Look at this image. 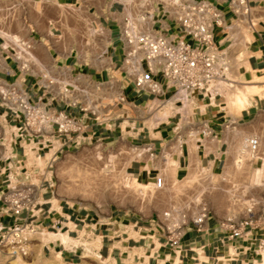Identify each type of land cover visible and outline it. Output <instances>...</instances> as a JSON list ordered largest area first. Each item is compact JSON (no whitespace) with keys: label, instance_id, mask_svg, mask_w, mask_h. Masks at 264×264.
Segmentation results:
<instances>
[{"label":"crops","instance_id":"1","mask_svg":"<svg viewBox=\"0 0 264 264\" xmlns=\"http://www.w3.org/2000/svg\"><path fill=\"white\" fill-rule=\"evenodd\" d=\"M207 1L222 13L223 23L213 28V40L238 63V86L249 88L244 98L237 95L238 99L228 102L221 96L208 99L194 92L184 106H179L172 95L173 90L164 87L160 75L154 78L164 87L161 95L135 88L121 69L123 51L119 24L125 13L123 2L126 0H0V9L15 5L11 22H0V83L20 86L31 99H40L51 110H63L85 126L84 132L74 134L62 151H70L92 140L121 145L127 153L129 149H140L138 153L127 155L132 158L126 173L137 183L154 184L160 174L168 175L169 183L181 181L191 170L197 169L196 166L219 175L226 168L228 155H231V161L226 172L229 168L239 169L245 134L264 137V0H247L250 12L243 16L234 6L236 0ZM1 15L0 11V20ZM81 21L89 22L91 26L87 32L92 42L86 46L79 44L77 39L68 42L61 36L65 23L78 29ZM161 25L171 26L173 32H178L167 18L158 17L154 26ZM13 39L25 40L30 45L33 61L29 63V71L21 70L16 61ZM116 70L121 78L114 80ZM41 73H47L56 82L74 80L82 75L102 85L101 90L94 91L96 96L92 95L94 115L54 101L52 91H56V87L47 89L46 81L40 78ZM123 74L126 79H122ZM113 94L118 96L116 103L114 101L110 106L99 103L104 95L110 97ZM0 117L11 127L8 145L0 144L3 146L0 151V210L7 177L19 183L31 182L38 189L33 207L21 213V218L34 228L30 248L40 246L38 258L29 264H45V261L58 258L67 263L80 260L79 247L72 245L71 239L79 238L82 230H87L89 238L100 241L99 257L114 264L258 263L264 241V208L258 219L253 217L252 224L240 237L232 239L228 237L229 230L221 226L222 218L209 213L201 231L192 223L185 228L180 240L181 250L176 251L166 243L158 220L128 219L115 211L107 213L101 209L87 210L67 201L54 202L53 186H49L53 183L48 181L47 172L38 167L37 161L52 162L60 152L52 160L43 155L38 158L39 152H47L38 151L40 147L35 144V149L29 148L33 150L30 157L25 146L33 144L15 138L19 119L7 115L1 105ZM174 145H177V151L168 152L171 162L162 161L160 165L157 158L164 160L165 149ZM147 150L155 157H148ZM24 171L28 178L22 176ZM3 221L8 225L13 219L4 215ZM50 234L65 239L50 238ZM9 258L0 252V264H5Z\"/></svg>","mask_w":264,"mask_h":264},{"label":"built area","instance_id":"2","mask_svg":"<svg viewBox=\"0 0 264 264\" xmlns=\"http://www.w3.org/2000/svg\"><path fill=\"white\" fill-rule=\"evenodd\" d=\"M123 6L125 9L131 6L133 16L137 19L151 22H142L134 30L131 17L125 13L119 24L122 66L129 83L138 90H145L153 95H161L164 87L170 88L181 105L194 92L208 99L222 95V83L229 80L227 74L231 68V59L227 50L217 46L213 40V28L220 27L223 23L222 13L216 6L207 0H133L130 3L123 2ZM234 6L242 16L250 12L247 0H236ZM14 7L15 5H10L0 9L2 24L11 22L15 16ZM158 17L169 19L178 32H173L171 26L155 27ZM20 43L28 53L13 43L15 59L21 70L29 71V63L33 61L30 45L25 40ZM21 53L26 56L23 61ZM155 75L162 77L164 87L154 78ZM40 78L46 81L47 89L56 87V91H52L54 100L61 101L68 107H78L82 113L94 115L88 91L97 88L96 83L82 75L66 82H56L47 73H41ZM0 105L7 115L19 119L15 138L28 145L32 143L30 148L35 149L37 144L40 147L38 151L47 149V152L53 149L50 148L53 141L58 142L53 151L54 156L62 151L74 134L83 133L85 129L82 123L67 112L51 110L40 99L33 101L20 86L0 83ZM38 138L40 140L34 142ZM245 148L251 158L257 157L259 137H246ZM42 155L44 157L46 153L39 152L36 156L40 158ZM148 156L155 157L153 152H148ZM22 176L29 177L25 171ZM154 185L157 188L163 187L162 174L156 176ZM37 190V186L31 182L19 183L7 177L6 189L1 194L3 206L0 210V252L10 258L14 255L25 257L31 251L30 235L34 228L21 218V213L30 211L33 207ZM193 205V202H188L182 208L171 207L163 212L159 222L165 233L166 243L176 251L181 250L180 240L185 234V228L192 223L201 231L209 214L205 204L197 203L196 208ZM247 213H251V208ZM4 215L12 217L11 224L4 223ZM251 224L250 216L227 217L221 221V226L229 230L228 237L231 239L240 237L243 230Z\"/></svg>","mask_w":264,"mask_h":264},{"label":"rangeland","instance_id":"3","mask_svg":"<svg viewBox=\"0 0 264 264\" xmlns=\"http://www.w3.org/2000/svg\"><path fill=\"white\" fill-rule=\"evenodd\" d=\"M64 10L66 13L65 8ZM79 24L80 26L77 29L71 24L68 23L67 25L65 23L61 36L68 42H72L71 39H77L79 44L86 46L87 43L90 44L92 42L88 36L90 34L87 32L91 26L89 22L86 23L85 21H81ZM74 35H76L75 38L73 37ZM237 64L236 60L232 58L231 68L227 74L229 80L222 83L221 99L228 102L233 98L238 99L237 95L244 88H240L237 83ZM123 68L124 66L121 69ZM115 73L114 80L115 78H121L119 70H116ZM122 79H126L124 74ZM97 86V88L88 91L90 94L88 99L91 101L93 99L92 95L95 94L96 96L94 91L96 92L102 88V85L97 84ZM239 89H241L240 92ZM104 96L106 97V95ZM105 97L99 99L100 104L110 106L114 101L115 103L118 101V96H115V94ZM32 100L35 101V99ZM185 104L186 102L183 105L177 102L179 106H184ZM189 107L190 105L187 109ZM229 129H231V126ZM10 130L11 127L8 123L0 117L1 145H8ZM250 135L257 134L246 133L245 137ZM258 137L261 143L259 157L251 158L247 152L241 153L240 156L243 157V160L238 162L239 169L233 170L229 168L226 172L231 161V155H228L226 168L221 174L213 175L209 171L196 166L197 169L191 170L189 176L181 181L169 183L167 181L169 176H163L164 186L162 188H156L154 184L146 185L145 187L140 186L138 185L140 183L137 184V181L126 173L128 161L132 158L127 155L130 152L138 153L140 149H129L127 153L121 145L115 146L94 140L84 142L70 151L63 150L58 153L59 157L52 162L45 160L37 161V165L42 171L47 172L48 181L53 183L54 202L57 200H61L62 202L67 201L69 204L85 207L87 210L101 209L107 213L115 211L123 214L128 219L142 217L151 219L153 222L156 220L160 222L163 212L168 211L169 208L175 206L182 208L188 202L194 203L193 208H196L197 203L205 204L209 209V213L217 214L222 219L242 216H250L251 219L255 216L258 219L264 208V168H262L264 167V137L262 138L259 135ZM57 143L55 142L50 148L55 150L58 146ZM3 146H0V151H2L1 148ZM173 147L165 149L163 153L165 156L164 160L156 157L160 165H162V161L171 162V156L168 155V152L172 154L173 151H177V145ZM29 148V146H25V151L27 155L32 156L33 150ZM44 151L47 152V149ZM252 161H254V166H251ZM257 168L263 170V174H261L259 180L256 179V173L259 170ZM160 170L161 173L162 166ZM120 171H122L121 174ZM101 173L106 175L103 177L100 175ZM124 173L125 175L122 176ZM124 177L125 179H123ZM250 208L251 213L248 214L247 210ZM87 233V230H82L79 232V238L71 239V244L79 247L77 250L81 256L80 260L74 263H67L58 258L53 261H45V264H114L109 259L99 257L98 248L100 241H94L89 238ZM49 237H58L62 241V237L54 236L53 234H50ZM261 244L262 247L260 248L257 262L264 260V241ZM66 245H69V242ZM31 249L27 256L14 255L5 264H29L31 260L38 258L40 246L35 247L32 245Z\"/></svg>","mask_w":264,"mask_h":264},{"label":"bare ground","instance_id":"4","mask_svg":"<svg viewBox=\"0 0 264 264\" xmlns=\"http://www.w3.org/2000/svg\"><path fill=\"white\" fill-rule=\"evenodd\" d=\"M133 0H126V2L125 3H130V2H132ZM125 13H126V15H129L130 17H131V25H132V27H133V29L135 30V26L136 25H138V24H140V23H142V22H145V23H147V24H150L151 22L149 21V20H146V19H137L136 17H134L133 15V9H132V7L131 6H127L126 7V9H125ZM20 39H13V43H15L18 47H19V49L20 50H24L25 51V53L27 54L28 53V51L27 50H25L24 49V47L21 45V43H20ZM20 58H21V60L23 61L25 58H26V56H25V54H23V53H21L20 54ZM247 89H249L248 87H244L243 88V91H241V93L239 94L240 95V97H242V98H244V95H245V92H246V90ZM251 89V88H250ZM246 139V138H245ZM245 139H244V142H243V145H242V148H241V153H243V152H247L248 153V155L251 157V155L249 154V152L246 150V148H245ZM259 145H260V141H259ZM258 154H259V151H258V153H257V156H258ZM247 155V156H248ZM53 149H51L49 152H47L46 153V155H45V158L47 159V160H52V158H53ZM111 170V169H110ZM263 170H261V169H259L258 171H257V173H256V179L257 180H259V177L261 176V174H263V172H262ZM121 172L122 171H120V174H121ZM124 172V171H123ZM114 174H115V172H114ZM119 174V175H120ZM193 174V173H192ZM100 175H102L103 177H104V175H106V174H103V173H101ZM116 175H118V174H116ZM123 175H125V173L124 174H122V176ZM127 175V174H126ZM263 176V175H262ZM118 177V176H117ZM121 177V176H120ZM190 177H193V176H190ZM122 178V177H121ZM123 179H125V177L123 178ZM129 179V178H128ZM128 179H126V180H128ZM190 179V178H189ZM262 179V178H261ZM131 181H132V178H131ZM114 182H116V181H114ZM134 182V181H133ZM260 182V181H259ZM123 183V182H122ZM257 183H258V181H257ZM125 184H126V182H125ZM125 184H124V186H125ZM138 184V183H137ZM138 185H140V186H146V185H143V184H138ZM130 186V185H129ZM128 186V187H129ZM164 186V185H163ZM143 187V188H144ZM154 187V186H153ZM156 187V186H155ZM120 188H121V186H120ZM136 188V187H135ZM134 188V189H135ZM138 188V187H137ZM157 188V187H156ZM145 189V188H144ZM137 190V189H136ZM143 190V189H142ZM149 190V189H148ZM129 191V190H128ZM139 192V191H138ZM144 192V191H143ZM148 192V191H147ZM112 194V193H111ZM139 195V194H138ZM132 197H133V195H132ZM52 235V234H51ZM65 238L64 237H62V240H64ZM59 240H61V239H59ZM256 264H264V260L262 261V262H258V263H256Z\"/></svg>","mask_w":264,"mask_h":264}]
</instances>
